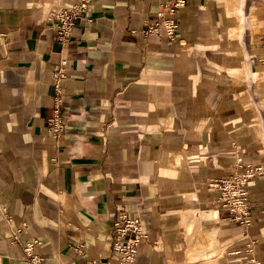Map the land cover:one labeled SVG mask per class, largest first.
<instances>
[{
    "label": "crops",
    "instance_id": "0c3cea01",
    "mask_svg": "<svg viewBox=\"0 0 264 264\" xmlns=\"http://www.w3.org/2000/svg\"><path fill=\"white\" fill-rule=\"evenodd\" d=\"M72 1L0 0V264H26L25 242L45 264H119L121 212L149 234L132 264H264V175L246 229L208 186L264 165V0H95L61 49L48 14ZM170 14L172 41L144 32Z\"/></svg>",
    "mask_w": 264,
    "mask_h": 264
},
{
    "label": "built area",
    "instance_id": "2783aa9c",
    "mask_svg": "<svg viewBox=\"0 0 264 264\" xmlns=\"http://www.w3.org/2000/svg\"><path fill=\"white\" fill-rule=\"evenodd\" d=\"M95 0H73L69 4H58L52 7L48 14V20L56 32V40L59 46L66 47L73 39V31L80 19H87V11ZM183 4L182 0H177L175 5ZM162 26L166 37L172 41L178 29L177 19L173 14L163 17L159 22L148 25L144 32L157 31ZM68 59L61 57L53 70L54 92L53 113L47 120L48 129L56 136L63 135L67 125V118L62 111L63 79L66 76V66ZM264 175V165L249 163L243 169L234 170L224 177L211 178L208 186L218 189V204L226 208L231 213V220L246 229L251 224L252 209L249 203L250 181L255 176ZM14 239L17 240L14 234ZM149 240V234L145 229L142 217L138 215L130 216L121 212L113 220L111 247L120 257L119 264H132L137 256L138 247L141 243ZM253 242V241H252ZM25 252L24 261L26 264H45V260L32 251L33 242L22 244ZM73 249L77 253L85 252V245L77 243ZM252 243L247 245V250L252 251ZM85 264H99L95 259H89Z\"/></svg>",
    "mask_w": 264,
    "mask_h": 264
}]
</instances>
